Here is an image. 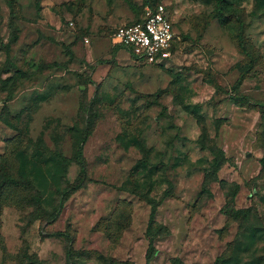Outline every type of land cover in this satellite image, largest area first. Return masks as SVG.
<instances>
[{
  "label": "rangeland",
  "instance_id": "rangeland-1",
  "mask_svg": "<svg viewBox=\"0 0 264 264\" xmlns=\"http://www.w3.org/2000/svg\"><path fill=\"white\" fill-rule=\"evenodd\" d=\"M226 1L0 0V264H264V0Z\"/></svg>",
  "mask_w": 264,
  "mask_h": 264
},
{
  "label": "built area",
  "instance_id": "built-area-1",
  "mask_svg": "<svg viewBox=\"0 0 264 264\" xmlns=\"http://www.w3.org/2000/svg\"><path fill=\"white\" fill-rule=\"evenodd\" d=\"M179 40L173 22L163 3L146 5L143 17L136 23L118 27L113 33V43L127 50L138 63H160Z\"/></svg>",
  "mask_w": 264,
  "mask_h": 264
},
{
  "label": "trees",
  "instance_id": "trees-1",
  "mask_svg": "<svg viewBox=\"0 0 264 264\" xmlns=\"http://www.w3.org/2000/svg\"><path fill=\"white\" fill-rule=\"evenodd\" d=\"M215 6V10H216V19H218L219 23L221 24L222 23H227V21L229 20L230 17H226L222 14L223 10L225 8H229L230 6L228 5L227 1L226 0H211ZM15 3V0H7V4L8 6L12 7ZM149 3V2H148ZM156 3H154L153 1L150 2L149 4H146L144 2V5H154ZM230 9V8H229ZM221 21V22H220ZM138 21H135L133 23H136ZM240 27H242L241 23H240ZM238 47L243 51V52H246L244 46L241 44V40L238 39ZM77 159H78V162H79V165H80V175H79V178H78V181L79 183L74 187V188H79L81 185V181L84 179V176L86 174V171H85V166H84V161H83V157H82V148L80 147L78 149V152H77ZM20 189L18 188V186L16 185L15 181L12 180V179H6V182H3L0 184V196L1 194L4 192V190L6 189ZM241 211H235V210H232L231 213H235V214H239ZM109 264H115L114 261H110ZM221 264H224V261L222 262L221 261Z\"/></svg>",
  "mask_w": 264,
  "mask_h": 264
}]
</instances>
